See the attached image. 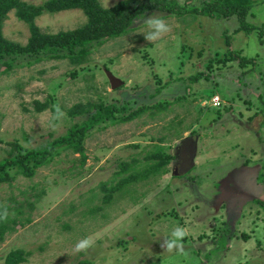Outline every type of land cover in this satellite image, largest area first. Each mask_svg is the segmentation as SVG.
Returning <instances> with one entry per match:
<instances>
[{
  "label": "rangeland",
  "instance_id": "1",
  "mask_svg": "<svg viewBox=\"0 0 264 264\" xmlns=\"http://www.w3.org/2000/svg\"><path fill=\"white\" fill-rule=\"evenodd\" d=\"M98 1L110 8L123 0ZM249 1L243 23L250 33L236 32L237 16L148 11L125 36L93 47L81 65L16 59L6 70L0 63V162L54 146L51 161L32 177L0 184V223L11 227L0 240V264L17 250L29 253L22 264H264V208L257 202L264 196V0ZM152 17L168 31L149 41L144 22ZM86 21L80 10H65L34 24L51 35ZM2 36L24 46L29 27L11 11ZM229 49L254 66L207 68ZM197 73L205 77L190 79ZM36 102L45 110L37 112ZM89 104L125 105V115L144 110L92 128L82 160L54 142L89 115L70 110ZM192 135L195 166L184 171L180 142ZM159 149L173 157L166 173L144 174ZM177 227L185 232L181 247L168 250L164 242ZM85 238L90 247L75 251Z\"/></svg>",
  "mask_w": 264,
  "mask_h": 264
},
{
  "label": "trees",
  "instance_id": "2",
  "mask_svg": "<svg viewBox=\"0 0 264 264\" xmlns=\"http://www.w3.org/2000/svg\"><path fill=\"white\" fill-rule=\"evenodd\" d=\"M249 5V0H123L110 8H103L98 0H47L38 6L29 5L21 0H0V63L5 66L6 70L12 66L16 59L25 60L27 65L40 62L43 59H67L71 64L81 65L93 47L100 46L108 40L125 36L133 29L135 21L148 11H159L176 16L186 14H201L212 18L237 16L241 25L236 32L250 33L253 28L249 24L243 23ZM65 10H80L86 17V24L73 31H61L51 35L41 33L34 24V20L44 13L54 14ZM11 11L19 21L29 27L30 37L24 46L13 44L2 36L3 21ZM227 44L230 45L229 41ZM198 54L201 56L200 53ZM232 61H237L241 68L255 64V60L243 58L239 53L229 49L221 57L216 54L214 61H208L207 68H211L212 62L225 67L228 62ZM200 77L205 76L203 73H197L191 75L190 79L196 80ZM167 104L158 103L156 107L162 109ZM46 106V103L36 102L37 112H42ZM125 109V105L120 108L116 105L75 106L70 110V114L88 113L87 119L80 125L72 126L68 134L58 138L54 145L71 148L73 151L79 152L84 160L82 143L92 128L102 122L116 124L132 120L144 110L140 108L125 115L122 112ZM53 148L54 146L51 144L48 148L17 153L13 157L1 161L0 184L9 182L17 175L32 177L36 168L51 161ZM172 159L171 155L161 152V149L157 150L151 155V162L145 165L144 174H146L145 172L148 175L166 173L164 167ZM142 177H147V175ZM129 178L135 180L132 174ZM260 181L264 184L263 174L260 175ZM121 184H123L122 181ZM121 184L119 183V187ZM257 202L264 208L263 201L258 199ZM9 229H11L10 226L0 223V240H2L3 233ZM28 256L29 253L22 250L11 251L5 257L4 264H22L26 262Z\"/></svg>",
  "mask_w": 264,
  "mask_h": 264
},
{
  "label": "clouds",
  "instance_id": "3",
  "mask_svg": "<svg viewBox=\"0 0 264 264\" xmlns=\"http://www.w3.org/2000/svg\"><path fill=\"white\" fill-rule=\"evenodd\" d=\"M148 29H150L146 34H145V39L149 41H154L159 38V36L162 33H165L168 31V27L165 23V21L161 18L158 17H152L144 22ZM185 236V232L183 229L177 227L175 228L168 239L165 240L164 246L168 249L171 250L173 247H176L179 249L181 247V240ZM91 245V240L90 238H85L82 240H79L75 246L74 250L77 252L84 251L87 248H89Z\"/></svg>",
  "mask_w": 264,
  "mask_h": 264
},
{
  "label": "water",
  "instance_id": "4",
  "mask_svg": "<svg viewBox=\"0 0 264 264\" xmlns=\"http://www.w3.org/2000/svg\"><path fill=\"white\" fill-rule=\"evenodd\" d=\"M110 85L112 88L117 87L120 84V81L113 77L112 75H108ZM181 154L183 160V169L184 171H189L195 166V157L197 152V138L196 136H188L184 138L181 142ZM261 201L264 202V196H262Z\"/></svg>",
  "mask_w": 264,
  "mask_h": 264
},
{
  "label": "built area",
  "instance_id": "5",
  "mask_svg": "<svg viewBox=\"0 0 264 264\" xmlns=\"http://www.w3.org/2000/svg\"><path fill=\"white\" fill-rule=\"evenodd\" d=\"M210 102H211V106L214 107V108H218L221 105V102H220L218 97H212L210 99Z\"/></svg>",
  "mask_w": 264,
  "mask_h": 264
},
{
  "label": "flooded vegetation",
  "instance_id": "6",
  "mask_svg": "<svg viewBox=\"0 0 264 264\" xmlns=\"http://www.w3.org/2000/svg\"><path fill=\"white\" fill-rule=\"evenodd\" d=\"M176 162H174V164H175Z\"/></svg>",
  "mask_w": 264,
  "mask_h": 264
}]
</instances>
